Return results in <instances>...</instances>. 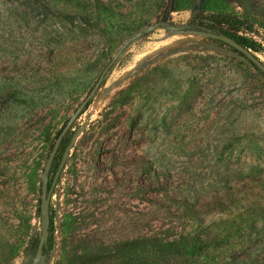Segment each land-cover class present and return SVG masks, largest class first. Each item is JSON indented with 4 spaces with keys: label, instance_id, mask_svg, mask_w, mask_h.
<instances>
[{
    "label": "rangeland",
    "instance_id": "obj_1",
    "mask_svg": "<svg viewBox=\"0 0 264 264\" xmlns=\"http://www.w3.org/2000/svg\"><path fill=\"white\" fill-rule=\"evenodd\" d=\"M72 1L0 0V264L34 263L49 153L105 70L36 264H127L152 229L200 232L170 197L208 212L214 264H264V75L185 29L240 17L264 62V0ZM157 175L168 194L150 190Z\"/></svg>",
    "mask_w": 264,
    "mask_h": 264
},
{
    "label": "trees",
    "instance_id": "obj_2",
    "mask_svg": "<svg viewBox=\"0 0 264 264\" xmlns=\"http://www.w3.org/2000/svg\"><path fill=\"white\" fill-rule=\"evenodd\" d=\"M63 1L73 4L72 0ZM97 6L100 10L106 11L105 5L98 3ZM241 21L243 20L240 17H236L235 15L227 12H219L212 15V18L208 19V21L194 19V21L191 22L189 26L185 27V29L202 31L208 34L212 32L225 33L235 38L245 46L251 48L253 51H257V48L252 41H250L247 37L240 35L239 22ZM212 40L244 57L240 51L234 49L230 45L213 38ZM253 66L261 74H263L256 65ZM181 106L182 105H180V107ZM61 130L58 132L57 136ZM68 145L69 141H62L60 148H63L64 146L67 147ZM61 157L62 156H59V159L56 157L54 160L52 166L53 169L50 172L49 187L52 184V180L58 169ZM162 181L161 175L152 176V185L150 190L157 191L159 193L166 192V194H168V191L163 186ZM144 193L146 194V191H144ZM146 198L159 210L167 209V207H163L164 205L153 197L148 195ZM170 201L173 206L179 210L178 212L183 215L187 222L201 225L200 232L188 233L180 231V226L176 223L164 225L163 227H159L158 230L152 229L146 237L134 240L132 244V252L129 254L127 264H214L216 250L215 238L211 235L212 229H208L206 225L202 224V221L205 220V216L208 212L195 209L194 206H191L184 199L170 197ZM169 213H171V211H169ZM38 245L39 242L31 249L32 254H36ZM47 249L48 246L46 245L44 253L47 252Z\"/></svg>",
    "mask_w": 264,
    "mask_h": 264
},
{
    "label": "water",
    "instance_id": "obj_3",
    "mask_svg": "<svg viewBox=\"0 0 264 264\" xmlns=\"http://www.w3.org/2000/svg\"><path fill=\"white\" fill-rule=\"evenodd\" d=\"M175 28V27H172ZM211 37L213 39L222 41L234 49L240 51L244 57H247L252 65H256L261 72L264 74V62L258 57V55L249 47L245 46L244 44L240 43L235 38L225 34V33H219V32H212L210 33ZM119 57V54L116 55L113 59L115 61ZM112 64V63H110ZM107 70L103 71L101 77L99 78L97 84L93 87V89L90 91V93L87 95V97L84 99L80 107L73 113V115L68 119L66 124L63 126L61 132L57 136L53 147L49 153L47 163L44 169V175H43V185H42V195H41V221H42V231H41V237L39 240V245L36 253V257L34 259V263L36 264L38 260L42 257L44 254L45 246L49 240V233H50V227H51V200L54 193V190L56 186L58 185L61 175L66 167L68 158L70 156L71 148L74 146L78 135L74 134L69 145L65 149L62 158L60 160L59 166L57 171L54 174L52 184L49 187V179H50V172L51 168L53 166L54 160L58 154V151L60 149L61 143L64 139V137L70 132L73 124L76 122V120L79 118V116L85 111V109L89 106L90 102L94 99L96 93L98 92V89L102 85V82L104 80L105 74Z\"/></svg>",
    "mask_w": 264,
    "mask_h": 264
},
{
    "label": "flooded vegetation",
    "instance_id": "obj_4",
    "mask_svg": "<svg viewBox=\"0 0 264 264\" xmlns=\"http://www.w3.org/2000/svg\"><path fill=\"white\" fill-rule=\"evenodd\" d=\"M72 135H71V133H68L65 137H64V139H63V141L64 142H67V141H69V143H70V141H71V139H72ZM67 147H63V148H60L59 149V151H58V154H57V159H59V156H62L63 155V153H64V151H65V149H66ZM62 158V157H61ZM53 168H51V170H52Z\"/></svg>",
    "mask_w": 264,
    "mask_h": 264
}]
</instances>
